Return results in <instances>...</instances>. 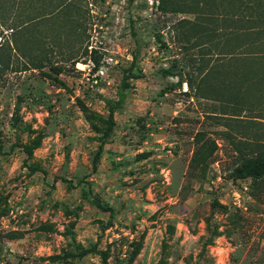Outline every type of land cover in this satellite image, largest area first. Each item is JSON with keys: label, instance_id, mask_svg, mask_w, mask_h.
Returning <instances> with one entry per match:
<instances>
[{"label": "rangeland", "instance_id": "374dc122", "mask_svg": "<svg viewBox=\"0 0 264 264\" xmlns=\"http://www.w3.org/2000/svg\"><path fill=\"white\" fill-rule=\"evenodd\" d=\"M30 1L15 14L5 12L11 0H0L1 17L15 26L11 33L0 22V264H103L98 254L46 260L74 252L68 232L85 248L96 245L106 264H264L263 184L234 173L246 141L230 136H246V111L239 122L223 118L231 108L196 98L186 85L237 47L222 32L246 28L253 0L209 7L196 0L194 14L163 12L158 0H73L74 43L63 24L35 20L49 0ZM25 15L34 22L23 25ZM234 15L241 24H230ZM56 36L62 42L49 63L23 70L24 55ZM71 48L74 65L58 53ZM135 53L139 78L130 80L95 162L101 130L86 115L106 117ZM238 66L246 73L244 60ZM221 75L211 82L227 79ZM243 101L246 109V92ZM33 141L39 145L26 162L35 172L20 149ZM87 191L113 209L105 230L99 222L109 214L84 200Z\"/></svg>", "mask_w": 264, "mask_h": 264}, {"label": "trees", "instance_id": "16d2710c", "mask_svg": "<svg viewBox=\"0 0 264 264\" xmlns=\"http://www.w3.org/2000/svg\"><path fill=\"white\" fill-rule=\"evenodd\" d=\"M201 1L208 7L209 4L211 5L213 2V0ZM30 2V0H11L10 6L6 8L5 12L16 14L18 10H27ZM158 2V7L163 12L176 11L194 14L200 7L198 3L200 1L196 0H193L192 3H188L187 0H158ZM248 9L250 10V15L255 13L256 16L255 18L250 17L246 20L245 29L241 26H234L232 29L227 30V34H223L224 32H222V36L227 37L229 41L231 40L233 42V40H236L237 47H235L233 43L232 49H229L226 53H220L217 57L220 59L201 74L197 85L192 86L188 81H186V85L194 92L196 98L222 101L223 107L227 109L231 108L233 113H223L221 115L223 118L237 120L239 122V120H243L240 114L246 111V136H230L231 138H236V141H246V156L244 162L235 169L234 173L236 177L240 179L246 178L256 182L261 181L263 186L257 187V189L264 194V0L251 1ZM40 10L41 12L35 20L41 21L42 25L48 24L53 27L61 23L66 29L64 33L66 41L70 38L74 40L73 43L75 40L77 41L78 37H80L79 20L76 16L77 7L73 3V0H49L47 4L42 5ZM25 18L27 19L23 22V25L34 22V19H29L28 15H25ZM208 20L211 21V15ZM228 21L231 22L230 24L234 25L242 23V19H238L237 15H234L233 19H229ZM0 22L8 30H11V33L14 32L15 26L8 22V18L4 16L1 17V13ZM191 24H193V29H195L194 26L198 29L202 28V25L197 26L194 25V23ZM221 31L223 30L218 29L217 32L220 33ZM212 32H214L213 29ZM41 42L44 47L46 46V49H43V51L41 50L39 54L32 53L24 55L26 62L23 65V70L42 69L45 67L46 64L49 63L50 52L53 49H59L62 40L59 36L51 38L45 37ZM14 44L16 46L15 50H18L15 40ZM217 45L221 46L220 44ZM47 49L49 50L47 51ZM72 50L71 48V50L69 49L70 52L68 51L65 53L58 51L60 57H62V62L71 61L72 65L79 62L78 59L71 58L73 53ZM84 54H87L86 47L84 49ZM136 60L137 53L133 55L130 66L124 71L125 75L119 85L116 101L108 103V114L106 117L86 115L92 128L96 131L101 130V143L94 158L95 162L103 151L105 144L104 140H109L112 135L115 127L114 113L124 106L126 91L131 87L130 80L139 78L132 73ZM242 60H244V64H246V73L238 66V62ZM225 65L227 69H224ZM51 69L56 74L62 72L61 65H51ZM221 74H227V76H225L227 79L220 82H211L215 75ZM244 74L246 75V91L243 85ZM245 92L246 109L243 108V94ZM217 97H220V99H217ZM98 126H100L101 129ZM201 136L203 137V133H197L196 138ZM38 145L39 141H33L30 145H20L21 151L26 155L23 166L31 172L38 171V169L37 167L27 165L26 160L31 157L33 149L38 147ZM214 148L215 145L213 144V148L209 149L208 155L214 152ZM206 151H203L202 155H204ZM194 161L195 156L192 159V162ZM83 198L89 205L109 214V220L105 224L102 221L99 222L101 230H105L111 226L113 209L102 203L96 196L91 195L89 191L83 192ZM66 234L69 235V246L72 247L74 252L50 256L47 257L46 260L56 261L69 257L81 258L87 254H98L102 257L103 264H106V254L98 250L96 245L85 248L81 244L76 243L73 232H68Z\"/></svg>", "mask_w": 264, "mask_h": 264}]
</instances>
